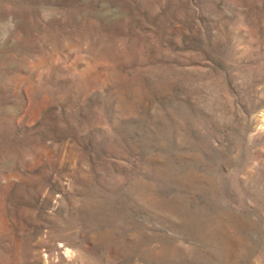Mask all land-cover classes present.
Instances as JSON below:
<instances>
[{
	"label": "rangeland",
	"instance_id": "374dc122",
	"mask_svg": "<svg viewBox=\"0 0 264 264\" xmlns=\"http://www.w3.org/2000/svg\"><path fill=\"white\" fill-rule=\"evenodd\" d=\"M0 264H264V0H0Z\"/></svg>",
	"mask_w": 264,
	"mask_h": 264
}]
</instances>
